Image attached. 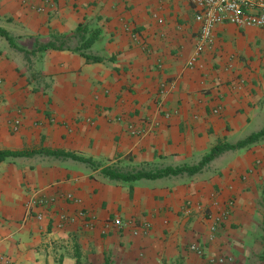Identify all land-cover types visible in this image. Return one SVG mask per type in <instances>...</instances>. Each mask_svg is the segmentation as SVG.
I'll return each mask as SVG.
<instances>
[{
    "label": "crops",
    "instance_id": "obj_1",
    "mask_svg": "<svg viewBox=\"0 0 264 264\" xmlns=\"http://www.w3.org/2000/svg\"><path fill=\"white\" fill-rule=\"evenodd\" d=\"M195 13L189 0H0V151L92 161L0 163V264H261L264 137L192 176L101 174L194 166L264 129V30L218 25L189 66Z\"/></svg>",
    "mask_w": 264,
    "mask_h": 264
},
{
    "label": "built area",
    "instance_id": "obj_2",
    "mask_svg": "<svg viewBox=\"0 0 264 264\" xmlns=\"http://www.w3.org/2000/svg\"><path fill=\"white\" fill-rule=\"evenodd\" d=\"M195 13V21L199 24L198 38L195 45L196 58L189 66L211 46L215 28L221 24H232L239 28L254 27L264 30V0H189ZM1 82V80H0ZM216 113V111H214ZM16 128L14 127L13 130ZM68 198V197H67ZM43 203V200H41ZM40 202V203H41ZM38 207L36 202L26 205V214L31 217ZM39 219L40 215H36ZM121 221L115 219L112 224L119 226ZM196 254L202 255V248L193 244L190 246Z\"/></svg>",
    "mask_w": 264,
    "mask_h": 264
},
{
    "label": "trees",
    "instance_id": "obj_3",
    "mask_svg": "<svg viewBox=\"0 0 264 264\" xmlns=\"http://www.w3.org/2000/svg\"><path fill=\"white\" fill-rule=\"evenodd\" d=\"M2 33V32H1ZM93 33L91 34L90 38L86 41H83L81 45L75 49L76 52H81L82 50L88 49L92 42H93ZM56 41L59 39L58 37H53ZM63 44H60L59 47H56L54 44H49L46 47H44L42 50L47 49H55V50H61ZM87 61L92 62H100V59L97 58H89L85 57ZM264 137V129L257 133H253L246 137L244 140L239 141L235 144H228V143H219L212 147L210 151L203 156L201 161L194 166H183V167H166L161 170H157L155 172H144L142 170L138 171H132V172H126L122 173L121 171L113 168H104L101 170V174L108 178L109 180H113L115 182H119L121 184L127 185L132 187L134 184H136L138 181L146 179V180H155L159 178H164L168 176H178L181 174H187L189 176H192L198 172H200L208 163H210L212 160H214L216 157H218L220 154H222L225 151L230 150H237L242 149L245 147H248L256 142H258L261 138ZM33 154H47L52 156H62L66 158H70L76 161L84 162L92 164L91 160L83 159L80 157H76L74 155L68 154V153H57L53 151H47V150H38V151H32V152H22V153H16L11 151H0V163L4 162L8 158H16V157H23V156H30ZM264 223V220H263ZM264 242V238H263ZM264 260V257H263Z\"/></svg>",
    "mask_w": 264,
    "mask_h": 264
},
{
    "label": "rangeland",
    "instance_id": "obj_4",
    "mask_svg": "<svg viewBox=\"0 0 264 264\" xmlns=\"http://www.w3.org/2000/svg\"><path fill=\"white\" fill-rule=\"evenodd\" d=\"M257 205L259 206V208L255 209V213L257 215H255L256 217V221H257V231H258V236H259V243L262 245V237H263V232H264V192H261L259 194V199H257L256 201ZM259 262L261 264H264L263 260L259 259Z\"/></svg>",
    "mask_w": 264,
    "mask_h": 264
}]
</instances>
